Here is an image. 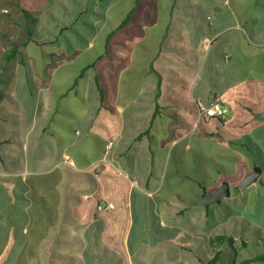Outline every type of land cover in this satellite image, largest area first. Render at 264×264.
<instances>
[{"label": "crops", "instance_id": "obj_1", "mask_svg": "<svg viewBox=\"0 0 264 264\" xmlns=\"http://www.w3.org/2000/svg\"><path fill=\"white\" fill-rule=\"evenodd\" d=\"M231 1L241 20L231 10L229 0H178L173 12L171 0L163 1L159 5L164 8L160 10V17L148 15L145 30L150 32L129 41V54L121 55L123 60L116 59L118 56H113V62L105 59L108 47L124 44L118 39L110 45L105 41L104 49L101 48L102 41L96 44L93 39H88L84 51L73 46L71 52H66L65 48L45 50L42 46H36L34 50L30 45L28 54L18 53L11 60H17L16 65L0 66V71L7 76L0 80L3 88L0 94L12 101L4 98L0 101V116L12 115L16 119L13 123L0 120L1 138L10 140L2 150L10 156L21 157L26 153L23 162L26 170L22 173L4 172L0 165V264H199L198 258L208 261L212 257L211 251L220 252L224 248L212 246L210 249L208 239L222 232L228 236L227 231L232 232L231 225H235L233 235L236 238L243 233L249 241L262 243L264 119L256 116L264 111V94H261L264 89V0H251L249 4L246 0ZM247 5L250 10L245 13ZM254 8L261 9L262 16L255 17ZM140 14L147 16V9ZM243 22L246 23L244 28L240 25ZM162 23L171 24L169 31L175 42H166L170 39L166 38V46L191 50L197 57L194 76L173 59L161 57L162 66L174 69L186 81V89H178L174 94L172 89L164 96L165 100L177 96L206 105L212 96H219L221 104L228 110L225 122L206 118L196 124L194 117L173 107L165 108V113L180 116L189 130H183L168 117H157L150 122L155 87L152 82H143L135 99L125 97V71L134 66L137 44L144 42L150 48L157 47L161 36L156 31ZM109 26L111 32L114 31L111 22ZM93 49L97 52L92 56ZM40 50L46 53L42 56ZM116 60L123 63H117L114 71H110L109 63L113 66ZM93 61L98 73L92 74L90 68L84 80L70 87L79 71ZM206 62L208 71L204 81L208 85L199 75L201 65ZM96 83L102 90V98ZM113 83L116 91L114 98L109 99L111 95L107 90ZM248 87L259 93L257 107L252 109L248 108L253 106L250 102H245L248 106L241 104V97ZM145 131L146 134L136 141L135 138ZM109 140L114 145L106 153L104 147ZM19 141L22 142L21 150L14 144ZM39 143V151L46 155L40 162L44 159L48 162L53 159V153L60 152L62 161L56 166L93 173L98 184L94 191L86 194L59 193V202L52 209V222L33 202V194L26 184L31 173L27 154ZM150 145L165 155L168 151L173 153V159L165 156L163 160L159 189L149 188L147 182L141 187L138 178L143 173L138 171V163ZM74 152L85 156L89 166L78 170L72 160ZM130 153H134L133 160ZM191 153L202 158V167L196 172L201 173L200 176L191 173L189 167H179H187ZM121 158L126 159L122 161L125 168L129 160L132 161L129 164L132 173L122 176L114 171L112 160L118 162ZM12 164L7 161L6 167L13 169ZM254 164H259L262 170L256 183L235 191ZM146 175L151 178L150 173ZM118 177L122 180H116ZM132 180L138 191H133ZM222 182L229 184L230 197L207 209L199 206L205 194L200 197L198 185L208 194ZM232 185H235L233 190ZM7 187L10 192L6 191ZM181 187L188 190L183 192ZM120 192H125L126 197L130 195L134 208L121 207ZM177 194L195 201V206L186 207L177 200ZM39 195L45 197V205L50 207L48 194ZM76 197L80 203L72 202ZM92 198L96 201L87 211L90 219L86 224H80L84 213L81 201ZM100 201L111 202L114 209L96 214L94 207ZM180 210L184 211L181 216L177 214ZM134 212L137 219L133 218ZM215 215L217 220L220 218L224 222H217ZM123 216H126V224L120 222ZM135 223L137 229H134ZM224 223L228 229L224 228ZM253 232H257L256 238ZM179 233L205 238L190 239L191 251H187L183 248L186 242L178 239ZM65 248L67 254L61 252ZM230 259L231 255L224 264Z\"/></svg>", "mask_w": 264, "mask_h": 264}, {"label": "rangeland", "instance_id": "obj_2", "mask_svg": "<svg viewBox=\"0 0 264 264\" xmlns=\"http://www.w3.org/2000/svg\"><path fill=\"white\" fill-rule=\"evenodd\" d=\"M163 1L166 2L168 0H140L137 3L134 13L132 14L130 22L116 35L110 36L111 28L109 23L111 22V25L114 27L113 30L115 31L117 24L120 23L119 21H122L128 11L134 8L135 0H0V66L3 64H6L7 66L11 64L12 66L16 65L17 60H13L10 63L5 62V57L10 50L11 44L18 46V53L26 55L31 48L30 45L34 48V50L37 49L36 46H42L44 47L43 49L46 48L45 50L55 51L57 48L61 50L65 48L66 52H71L72 48L74 47L84 51L88 45V39H93L96 44L102 41L101 43L103 44L101 45V48L104 49L106 48L104 42L108 38L109 45L114 43L115 39H118V41L124 44L116 47L113 45V47L110 49L108 47L107 51L105 52V59H108L107 62H113V56H118L116 59L123 60L121 55L129 54V41H134L135 39L144 36L143 33L150 32L145 30L148 26H146V24L148 23L150 16L154 17L157 15L160 17V10L164 8L159 7V5ZM250 2L251 0H246L245 3L249 4ZM112 6H114L113 9ZM145 9H147V16L142 17L140 13ZM23 11L28 14V21L25 19ZM113 13L117 15L115 16ZM262 13L263 11L259 8H254L253 10V15L255 17L262 16ZM166 26L170 29L172 28L171 24L166 25L162 23L158 25V30L156 32L159 33V30ZM27 29L30 30V35L27 34ZM165 37L170 38L166 42L172 41L173 44L175 43L173 34H171L170 31L167 32ZM100 44H98V46ZM95 50L96 49L91 50L90 54L92 56L96 54L97 51ZM40 53L43 56L46 51L40 50ZM48 55L52 54L49 53ZM42 60L44 62L45 59L42 58ZM81 60L84 61L85 59L82 58ZM111 62L109 63V65L112 67L110 68V71H114V67L117 63H123L116 60L115 64L112 66ZM47 63L51 62L47 61ZM91 69L92 74L98 73L97 67H95V69L94 67ZM207 71L208 64L206 62L201 65L199 72L200 80L203 81L204 84H207V81H204V76H206ZM0 72V80L2 81V79L5 77L7 78V76H5V73L2 72V70ZM8 72L6 74H8ZM110 80L113 81V77H111ZM111 84L112 82H110V85ZM246 90L247 92H245L241 97L243 100L241 104L243 106H248L245 104V102H250L253 106H248L249 109L257 107L256 104L259 100V93L251 91L249 87L246 88ZM0 91H3L1 86ZM115 91L116 89L113 83V85L107 90L108 95H111L109 99L115 95ZM261 94H264V89H261ZM199 119L200 118H198L196 114V118L194 119L196 124L203 122V120L200 121ZM171 153L172 151H168L165 155L164 152H161L160 149H157L153 145L148 147L147 152L142 155L143 159L141 163H138V171L140 173L143 172L138 176L141 187H143L147 182L146 184H148L149 188L151 189L160 188V182L163 178V160L165 156L168 157V159H170V157L173 159V153ZM133 155L134 153H130L129 157L131 158ZM189 157L190 159L188 160V163H186L187 167L184 165H179V167H189L191 173L197 174L198 176L202 175L201 173H196L197 170H200L202 167V158L200 155L191 153L189 154ZM133 159L134 157H132V160ZM125 160L126 159L124 158H121V160L118 162L117 160H112V167L114 171H116V173H120L122 176L133 172L131 169H129V164L132 161L129 160V163L126 165V168L128 169H126L122 162ZM136 160L138 161V159ZM147 173L151 174V178L147 177ZM219 185L220 184L216 185V187ZM136 186L137 184H135V186L132 188L134 189L133 191H138ZM232 186L233 187L231 190H233L235 185ZM180 190L186 192L188 189L182 188ZM118 197L121 207L126 208L127 205L129 208L135 207V204L131 202L130 195L126 197L125 192H120ZM134 215L135 216L133 218L137 219L138 216L135 214V212ZM130 218L131 220L133 219L131 214ZM214 218L217 220L216 215ZM217 222L221 223L222 221L220 218H218ZM225 227L228 229L226 224L224 228ZM234 227L231 225L229 228L232 232L227 231V233L228 236L235 239L236 235H233V233L236 232ZM134 229H137L136 223ZM66 251H68L67 248L64 250L61 249L62 253H66ZM220 253L221 263L224 264L230 253L226 248L220 249Z\"/></svg>", "mask_w": 264, "mask_h": 264}, {"label": "trees", "instance_id": "obj_3", "mask_svg": "<svg viewBox=\"0 0 264 264\" xmlns=\"http://www.w3.org/2000/svg\"><path fill=\"white\" fill-rule=\"evenodd\" d=\"M139 0H135V6L134 8L130 9L128 13L124 16L123 20L117 25L115 31H112L110 33V36L114 34L117 30H120L124 26H126L130 20L133 12L135 11V8L137 6ZM178 0H171L172 2V9L175 7ZM230 8L231 10L237 15L238 11L235 8L234 4L231 0H229ZM250 10V7L247 5L244 7V12L248 13ZM25 19L28 21V14L23 11ZM238 16V15H237ZM239 20L241 18L238 16ZM245 20V19H244ZM241 27L244 28L246 25L245 22L240 23ZM158 30V29H157ZM163 32L159 30V35L161 38L158 41V46L155 48H150L147 46L144 42H140L137 44V49L134 53L135 63L134 66L131 69H127L125 71V76H127V80L124 82L125 84V97L130 98L131 100L135 99L138 95V91H140V86L143 84V82H152V84L155 86L153 89V97H152V104H153V113L150 122H152L155 118L160 117H168L171 118L176 124H179V126L183 130H189L190 127L188 125H185L181 119L180 116L173 113V115H169L168 113H165L164 109L167 107H173L180 110L185 111L189 117L196 118V108L195 103H191L189 101H186L184 99L178 98L177 96H174L172 100H165L164 96L166 94H170L173 89L174 91L178 89H186V81L184 78H182L178 72H176L174 69L167 68L162 66L161 64V57L170 58L173 59L176 63L185 66V68L188 69L190 76H194L196 73V65L194 62L196 61L197 57L194 54L193 51L184 50L178 47H168L165 45L166 41V34L169 31V28L162 27L161 29ZM30 30L27 29V34L30 35ZM109 38L106 40L108 42ZM18 55V46L11 44L10 50L8 54L5 57V62L9 63L12 59H14ZM22 62V61H21ZM94 62H91L87 65H85L78 73V75L74 78L72 84L70 87H75L78 82L84 80L86 78V74L90 68H93ZM97 90L99 92L100 97H103L102 90L96 83ZM177 97V98H176ZM8 100V102L12 103L9 97H4L2 94H0V101L2 99ZM122 99V94H121ZM166 102V103H165ZM208 105V104H206ZM216 119V118H215ZM0 120L5 123H13L16 121L15 116L12 115H4L0 116ZM218 122L223 123L225 121H222L220 119H217ZM1 132V131H0ZM146 134V131L139 134L135 140L139 141L142 136ZM33 136V133L31 134V137ZM40 137L38 140H40ZM173 138L178 139V137L173 136ZM10 142L9 139H2L1 133H0V165L2 166V169L4 172L8 173H22L26 169L23 165V162H25L26 159V153H23V156H10L8 154H5L2 150L3 146L8 145ZM15 146L21 150L22 149V142L19 141L17 143H14ZM41 146L40 143L33 146L32 151H29L27 154V159L29 162V177L26 180V184L30 190V192L33 194L32 197L33 202L37 205H39V209L43 211L44 215L51 220L52 222V209H55V206H57L58 201V194L59 193H80V194H86L90 193L91 191H94L98 184L95 180L94 174L86 173V172H77L72 170L68 166H56L58 163L62 161L61 159V153L55 152L52 154V158L47 160L41 159L46 156L44 152H40ZM85 156H82L81 153L74 152L73 153V163L77 167L78 170L84 169L86 166H89V161L87 158H84ZM10 161L13 163L12 165L14 168H8L6 167V162ZM37 165V163H39ZM45 165V166H44ZM33 173V174H32ZM116 180H122L121 177L116 178ZM122 185V184H121ZM201 189V196L206 194V191L204 187L201 185H198ZM234 190H238V188H234ZM6 191L10 192V188H6ZM45 193L48 194L50 198L51 206L47 207L45 205L46 199L44 196H41L39 194ZM36 197L39 199L36 200ZM177 200L179 202L183 203L188 206H195V201H189L187 197H184L182 195L177 194L176 195ZM74 200V201H73ZM72 202L80 203V199L77 197L73 199ZM96 199L92 198L90 201L83 202L81 201V206L84 208V213L82 215V219L80 221V224H86L89 219V213L87 211L93 206ZM206 207L205 209H207ZM184 211L180 210L178 211V215H183ZM120 222L123 224L127 223L126 216L120 217ZM52 224V223H50ZM254 233V232H253ZM255 238L257 232L254 233ZM205 237L202 236H196L191 235L188 236L184 233H179L178 239H183L184 242H186V245L183 246V248L187 251H191L189 247V241L190 239H193L196 241V239H204ZM258 239V238H257ZM260 239V237H259ZM250 239L245 237L243 233L237 238H233L230 236H227L226 233H217L208 239L210 249L211 247L215 248H221L224 247L230 252L231 259L227 261L226 264H257V263H263L264 262V240H261V244H257V242L249 241ZM111 254L110 252H108ZM242 253V255H240ZM195 254V252H194ZM212 257L208 261H202L198 258L199 264H220L221 262V253L220 252H213L211 251ZM195 256H197L195 254ZM198 257V256H197Z\"/></svg>", "mask_w": 264, "mask_h": 264}, {"label": "built area", "instance_id": "obj_4", "mask_svg": "<svg viewBox=\"0 0 264 264\" xmlns=\"http://www.w3.org/2000/svg\"><path fill=\"white\" fill-rule=\"evenodd\" d=\"M195 108L197 112L199 120H204L206 118H216L222 121L227 120L228 118V110L223 107L221 104V99L219 96H212L209 100L208 105H204L200 101L195 102ZM114 142L109 140L105 144V152L108 153L113 148ZM131 186H135V181H130ZM95 213L99 214L104 211H110L114 209V205L111 202L100 201L94 207Z\"/></svg>", "mask_w": 264, "mask_h": 264}, {"label": "water", "instance_id": "obj_5", "mask_svg": "<svg viewBox=\"0 0 264 264\" xmlns=\"http://www.w3.org/2000/svg\"><path fill=\"white\" fill-rule=\"evenodd\" d=\"M258 119H264V111L257 114ZM261 167L259 164H254L250 173L237 185V188L244 189L250 185L256 183L259 176L261 175ZM230 197V186L227 182H222L214 190L205 194L201 201L198 203L199 206L208 207L210 205H219L223 199Z\"/></svg>", "mask_w": 264, "mask_h": 264}, {"label": "bare ground", "instance_id": "obj_6", "mask_svg": "<svg viewBox=\"0 0 264 264\" xmlns=\"http://www.w3.org/2000/svg\"><path fill=\"white\" fill-rule=\"evenodd\" d=\"M196 24H197V23H196ZM195 27H196V26H195ZM197 28H198V26H197ZM194 29H195V28H194ZM199 30H200V29H199ZM199 30H198V31H199ZM195 32H196V31H195ZM192 34H193V33H192Z\"/></svg>", "mask_w": 264, "mask_h": 264}]
</instances>
